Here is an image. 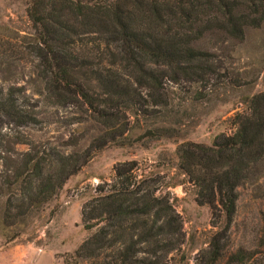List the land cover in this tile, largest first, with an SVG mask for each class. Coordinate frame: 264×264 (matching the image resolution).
<instances>
[{
	"label": "trees",
	"instance_id": "16d2710c",
	"mask_svg": "<svg viewBox=\"0 0 264 264\" xmlns=\"http://www.w3.org/2000/svg\"><path fill=\"white\" fill-rule=\"evenodd\" d=\"M27 5L35 27L33 50L46 79L41 93L54 105L86 104L101 129H113L119 113L127 122V115L138 117L144 104L167 105L158 93L167 70L174 82L180 76L200 80L214 73L212 53L202 47L205 39L234 46L247 28L264 22V0H27ZM120 66L128 79L121 77ZM129 77L144 88L145 97L130 89ZM244 101L245 110L233 117L231 134L218 135L210 145L185 141L176 148V168L192 184L194 201L209 206L213 219L221 221L209 248L193 264H264V219L255 248L224 253L237 214L238 187L264 170V91ZM4 116L27 120L10 93L0 94V118ZM126 122L106 134L109 141L127 130ZM106 141L104 135L91 148L55 152L52 159L36 153L5 168L0 179L9 194L6 204L20 192L22 203L42 207ZM135 165L127 161L114 166L113 182L106 189L99 185L97 194L82 204V227L95 231L76 248L74 259L182 264L166 256L184 237L176 198L156 196L151 179L134 183ZM26 209L18 206L16 215Z\"/></svg>",
	"mask_w": 264,
	"mask_h": 264
},
{
	"label": "rangeland",
	"instance_id": "374dc122",
	"mask_svg": "<svg viewBox=\"0 0 264 264\" xmlns=\"http://www.w3.org/2000/svg\"><path fill=\"white\" fill-rule=\"evenodd\" d=\"M27 6V0H0V94H12L27 115L22 118L27 119L25 123L14 117L0 118V173L36 153L52 159L55 152L91 148L104 135L107 141L40 208L22 203L20 192L11 195L7 205L9 194L0 179V264H63V258L67 264H93L73 258L76 248L95 231L82 227L79 205L94 197L99 185L106 189L113 182L114 166L127 161L136 164L134 183L151 179L156 196L176 198L174 206L181 216L184 237L166 256L193 264L209 248L221 221L213 219L209 206L194 201L192 184L176 168V148L185 141L210 145L218 135L231 134L234 115L245 110L244 98L264 91V22L258 28H247L244 39L234 46L205 39L202 47L212 53L209 64L212 69L214 65V73L200 80L180 76L174 82L167 70L158 92L167 105L144 104L138 117L127 115V122L119 113L113 129H101L86 104L54 105L41 93L46 79L33 50L35 27ZM119 72L128 79L126 69L120 66ZM129 81L130 89L145 97L144 88L132 77ZM124 122L127 130L109 141L110 134H106ZM238 193L225 255L239 247L255 248L264 219V170L238 187ZM18 206L27 208L25 214L16 215Z\"/></svg>",
	"mask_w": 264,
	"mask_h": 264
},
{
	"label": "crops",
	"instance_id": "0c3cea01",
	"mask_svg": "<svg viewBox=\"0 0 264 264\" xmlns=\"http://www.w3.org/2000/svg\"><path fill=\"white\" fill-rule=\"evenodd\" d=\"M81 207V205H79V208Z\"/></svg>",
	"mask_w": 264,
	"mask_h": 264
}]
</instances>
